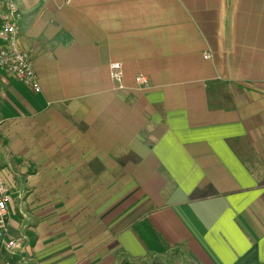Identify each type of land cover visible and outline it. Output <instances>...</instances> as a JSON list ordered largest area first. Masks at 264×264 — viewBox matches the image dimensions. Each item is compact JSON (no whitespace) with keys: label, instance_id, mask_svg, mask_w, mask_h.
I'll use <instances>...</instances> for the list:
<instances>
[{"label":"crops","instance_id":"1","mask_svg":"<svg viewBox=\"0 0 264 264\" xmlns=\"http://www.w3.org/2000/svg\"><path fill=\"white\" fill-rule=\"evenodd\" d=\"M16 2L41 92L0 71V264H264V0Z\"/></svg>","mask_w":264,"mask_h":264},{"label":"built area","instance_id":"2","mask_svg":"<svg viewBox=\"0 0 264 264\" xmlns=\"http://www.w3.org/2000/svg\"><path fill=\"white\" fill-rule=\"evenodd\" d=\"M71 0H66L70 3ZM0 71L13 77L17 82L29 88L34 94L41 92V86L35 74L30 54L19 46L20 24L22 13L16 0H0ZM210 54L204 58L209 59ZM112 79L121 81L120 65L113 64ZM135 83L140 90L148 88V81L144 76H138ZM5 169L0 167V238L2 249L12 255L18 247V242L8 238L9 210L8 204L12 200L13 189L5 176ZM4 264H11L6 261Z\"/></svg>","mask_w":264,"mask_h":264},{"label":"rangeland","instance_id":"3","mask_svg":"<svg viewBox=\"0 0 264 264\" xmlns=\"http://www.w3.org/2000/svg\"><path fill=\"white\" fill-rule=\"evenodd\" d=\"M116 154H117V156H120V157H123L124 156V158H126L127 156H128V154L126 153V152H121L120 150L119 151H117L116 152ZM113 156H115V152L112 154ZM116 179V182H119V181H123L124 180V178L122 177V178H120V177H118V178H112V176H104V177H102L101 178V180H100V182L102 183V184H104V185H107L108 183H109V185L106 187L107 189H113L115 186H114V184L116 183L114 180ZM111 181H113V183L111 184L110 182ZM46 192H49L48 191V189H46ZM62 195H63V193H61ZM76 196L78 197V194H76ZM102 197L104 196V195H101ZM63 198V197H62ZM71 202H73V201H71ZM47 205H49V206H51V202H50V200H48L47 199ZM63 209L64 208H55L54 210H46L48 213H47V215L48 214H51L49 217H48V219L49 220H51L52 219V217L53 216H58V214H62V212H63ZM71 212V211H70ZM85 213V212H84ZM84 213H82V214H84ZM87 214V213H86ZM84 217L82 216V218L81 219H83ZM76 219V218H75ZM65 224L64 225H66V224H68V222H67V220H65V222H64ZM120 226V225H119Z\"/></svg>","mask_w":264,"mask_h":264}]
</instances>
